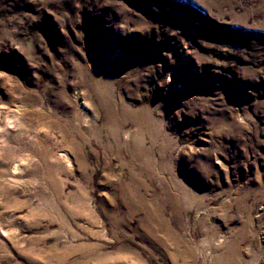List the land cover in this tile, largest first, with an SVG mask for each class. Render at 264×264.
Returning <instances> with one entry per match:
<instances>
[{
	"label": "rangeland",
	"instance_id": "obj_1",
	"mask_svg": "<svg viewBox=\"0 0 264 264\" xmlns=\"http://www.w3.org/2000/svg\"><path fill=\"white\" fill-rule=\"evenodd\" d=\"M0 264H264V0H0Z\"/></svg>",
	"mask_w": 264,
	"mask_h": 264
}]
</instances>
